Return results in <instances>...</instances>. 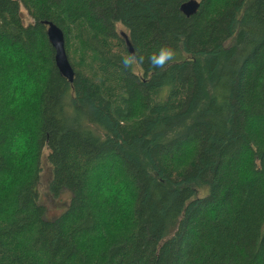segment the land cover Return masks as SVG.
<instances>
[{
	"label": "trees",
	"instance_id": "1",
	"mask_svg": "<svg viewBox=\"0 0 264 264\" xmlns=\"http://www.w3.org/2000/svg\"><path fill=\"white\" fill-rule=\"evenodd\" d=\"M184 1L0 0V264H264V0Z\"/></svg>",
	"mask_w": 264,
	"mask_h": 264
},
{
	"label": "rangeland",
	"instance_id": "2",
	"mask_svg": "<svg viewBox=\"0 0 264 264\" xmlns=\"http://www.w3.org/2000/svg\"><path fill=\"white\" fill-rule=\"evenodd\" d=\"M20 14L23 17L24 23H28L32 21V18L29 16L28 11L23 6L20 7ZM117 32H125V29L120 24L116 25ZM73 47H71V50ZM71 57L74 55L72 52L70 53ZM8 101H13V97H9ZM25 103L29 101L28 96L25 99ZM48 153L47 149H43L40 160H39V182H38V190L40 192V199L46 205L47 210V217L48 218H55L59 216L67 206L70 195L69 193L63 191L58 196H54L48 192V183L50 182L52 169L51 165L48 163L46 159V154ZM100 180H98L99 182Z\"/></svg>",
	"mask_w": 264,
	"mask_h": 264
},
{
	"label": "water",
	"instance_id": "3",
	"mask_svg": "<svg viewBox=\"0 0 264 264\" xmlns=\"http://www.w3.org/2000/svg\"><path fill=\"white\" fill-rule=\"evenodd\" d=\"M198 7V0H187L180 4L179 10L186 16H190L197 11ZM44 24L46 26L47 39L54 50L55 66L59 73L71 82L74 77V70L66 52L64 32L52 21H44ZM121 34L125 38L129 50L132 51L126 34L124 32H121Z\"/></svg>",
	"mask_w": 264,
	"mask_h": 264
},
{
	"label": "clouds",
	"instance_id": "4",
	"mask_svg": "<svg viewBox=\"0 0 264 264\" xmlns=\"http://www.w3.org/2000/svg\"><path fill=\"white\" fill-rule=\"evenodd\" d=\"M178 56L177 49L172 46H162L158 52H154L150 58L149 62L153 68H164L170 62H175ZM136 62V57H127L124 59L123 63L126 67L132 65Z\"/></svg>",
	"mask_w": 264,
	"mask_h": 264
}]
</instances>
